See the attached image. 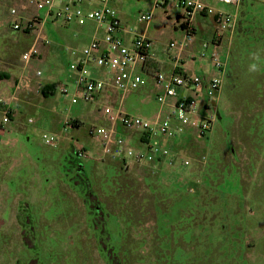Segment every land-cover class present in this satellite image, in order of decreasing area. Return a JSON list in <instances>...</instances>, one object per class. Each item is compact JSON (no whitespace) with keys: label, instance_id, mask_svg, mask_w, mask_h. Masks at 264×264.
<instances>
[{"label":"rangeland","instance_id":"374dc122","mask_svg":"<svg viewBox=\"0 0 264 264\" xmlns=\"http://www.w3.org/2000/svg\"><path fill=\"white\" fill-rule=\"evenodd\" d=\"M26 1L0 0V53L7 46L4 58L12 61L33 40L32 36L11 28L14 19L11 8H20ZM111 5L119 11L125 25L142 31L144 26L138 22V15L151 10L152 0H113ZM212 5L227 12L235 11L231 5L215 2ZM167 9L170 18H166L162 8L157 9L148 30L156 54L165 60L168 59L164 52L168 43L183 37L182 31L175 29L174 24L178 11L172 7ZM39 13L44 19V11ZM240 16L264 24V0H247L240 9ZM43 31L50 39L52 51L47 56L32 58L30 69L25 72L20 68L14 72H24L36 78L39 70L42 73L39 78H50L51 87L64 84L73 92L74 87L67 79L69 66L90 43L95 24L87 22L80 26L59 22L54 26L48 21ZM226 53L223 47L219 48L221 60L225 59ZM206 54V59L210 58L211 51L207 50ZM189 63L186 58L187 67ZM4 85L2 82L0 93L3 91L9 96L12 87ZM40 95L42 97L36 99L43 103L45 96ZM55 104L57 113L52 111ZM97 105L101 107L100 102L72 104L70 97L59 91L35 110L13 104L15 119L22 122L23 130L14 131L13 138L16 137L17 141L8 133L2 137L3 141L10 140L12 150L7 152L11 157L8 165L0 168L3 207L0 212V264H210L203 255L209 257L210 248L218 244H222L218 264H264L262 253L257 250L259 245L264 247V215L251 201V193L261 183L260 172L264 168V120L258 131L261 155H256L254 160L236 138V132L231 135L239 114L232 112L225 91H222L213 132L207 142H191L185 153L189 158L205 153L206 163L184 167L182 160H178L171 172H161L156 178L174 202L166 215L159 216V239L155 240L152 235L154 220L138 228L106 208L103 200L110 194L115 174L114 168L106 167L107 160H82L80 174L91 183V192L86 193L82 186L84 179L77 174L74 151L90 139L80 135L72 139L68 131L62 129V121L69 116L83 120L81 126L85 128L108 126ZM158 108L151 85L132 93L125 102L128 113L141 117L153 116ZM44 134L57 135V145H47ZM251 160L254 168H251ZM130 172L142 177L147 171L135 167ZM196 180H199L198 187L203 188L201 202L207 205L200 213L199 221L205 225L202 230L187 220L192 212L187 210L200 194L198 191L194 194L187 192L189 187H195ZM98 205L102 206V211L97 210ZM242 214L247 222L245 228H249L246 224H251L246 234L241 227L243 220L236 218ZM259 214L263 218L257 221ZM222 224L225 232L221 231ZM154 240L159 249L157 246L153 249ZM240 244L243 257L236 256L238 258L233 260Z\"/></svg>","mask_w":264,"mask_h":264},{"label":"built area","instance_id":"2783aa9c","mask_svg":"<svg viewBox=\"0 0 264 264\" xmlns=\"http://www.w3.org/2000/svg\"><path fill=\"white\" fill-rule=\"evenodd\" d=\"M112 1L27 0L20 8L10 10L14 17L11 28L24 34L35 33L36 41L44 45L50 44L43 33V26L48 21L80 26L87 22L95 24L90 43L69 66V82L74 91L70 92L64 84L58 86V91L70 97L72 104L100 102L101 107L97 105V109L108 121V126H82L96 147L82 145L74 151L76 158L81 161L107 160L127 171L142 167L153 175L171 172L178 160H182L184 167L204 165L207 160L205 153L192 158L185 153L191 142H207L214 130L218 102L225 87L231 42L243 0H152L151 10L138 15V22L144 26L142 31L125 25L119 11L111 5ZM212 2L231 5L235 11L215 8ZM168 7L178 11L174 24L175 29L182 31L183 37L172 39L164 50L171 60L172 70L167 72L160 68L149 71L154 41L148 30L157 9L162 8L166 18H170ZM40 11H44V19ZM199 17L214 20V38L211 42H202L199 56L205 59L209 45L214 46L210 61L219 75L207 80L189 73L185 67L186 58L193 57ZM225 37L228 38L227 56L221 60L217 48ZM39 55L40 49L34 43L22 55V60L29 62ZM36 75L40 77L41 71ZM149 85L154 88L159 106L156 113L151 117L128 113L125 109L128 96ZM9 122L11 110L4 100H0V123ZM70 127L72 121L66 120L64 130ZM58 138L55 134L43 135L45 143L52 147L57 145ZM186 144L188 147L184 150ZM196 183L199 184V180ZM188 192L192 193L193 189L189 188Z\"/></svg>","mask_w":264,"mask_h":264},{"label":"trees","instance_id":"16d2710c","mask_svg":"<svg viewBox=\"0 0 264 264\" xmlns=\"http://www.w3.org/2000/svg\"><path fill=\"white\" fill-rule=\"evenodd\" d=\"M246 4L247 0H243L239 7V18L231 42L229 63L223 91H225L232 112L234 114H239L237 123L231 131V135L233 136L234 132H236V138H238L243 147L249 150L247 153L254 159L256 155H261V146L260 142H258V131L264 120V24L261 21L255 22L248 19L246 16H240V9ZM253 65H255V69H253ZM148 67L149 71L160 68ZM54 93V86H45L42 89V94L45 97H49ZM78 123V121L72 122L74 127H79ZM241 148H239V150ZM234 150L236 151L235 148ZM196 155L198 156L199 154ZM75 160L77 174L80 178L82 177V180L84 179L82 186L86 193L91 192V183L88 180L86 181V178H83L84 176L80 174L83 168L82 161L78 158H75ZM251 162V168H254L253 160H251ZM106 167H112L115 170L110 194L103 200L106 208L110 212L124 217L126 221L138 228L154 220L155 231L152 235H154L153 237H155V240H158V218L159 216L166 215L174 202L171 199V195L166 191L167 189L165 186L158 183L156 179L158 175L146 172V175L137 177L134 172L123 170L119 165L111 162L106 164ZM260 174L261 183L253 193H251V201L255 203L260 213L264 215V168ZM140 178L141 180H139ZM193 188L192 194L196 193V191L200 192V194L197 200L193 201L194 203L191 209L189 208L190 210H187L189 213L192 211L187 220H190V225H194L202 230L205 225L199 221L200 213L203 212L202 209L207 207V205L205 206L204 203L201 202V199L204 197L202 193L203 188H199L196 181L195 187ZM188 194L191 193L188 192ZM168 198L171 200L168 201ZM97 210L102 211V206L98 205ZM261 214H259L257 221L259 218H263ZM236 218H238V220H243L241 227L243 233L246 234L251 228V224H246L249 228H245V223L247 222L243 214ZM225 229V225L222 224L221 231L225 232ZM219 233L221 234L220 231ZM194 237L195 236H192L191 238ZM155 240L153 242V249L154 246L158 248V245L155 244ZM218 243L221 242L219 241ZM221 246L222 244L212 246V248H210V256L207 257L203 255L204 260L209 259L210 264H218V257L222 256ZM257 248L258 252H261L264 257V247L259 245ZM241 249H243V247L240 244L238 250H236L240 255L235 252L236 254H234L233 260L238 258L236 256L240 258L243 257ZM221 261L222 263L225 262L224 260Z\"/></svg>","mask_w":264,"mask_h":264},{"label":"crops","instance_id":"0c3cea01","mask_svg":"<svg viewBox=\"0 0 264 264\" xmlns=\"http://www.w3.org/2000/svg\"><path fill=\"white\" fill-rule=\"evenodd\" d=\"M198 21H199V28H198V35H197L198 39L192 48L193 57L189 58L190 63L188 65V67L186 66V63H185V67L189 73L197 74V75L201 76L202 78H204L205 80H207V79H210V78H213V77H216L219 75L217 70L213 67V65L210 61V58L202 59L199 56L200 52L202 51V46H201L202 42H205V41L211 42L214 38V20L211 17H205V18L199 17ZM53 25L55 26L56 24H53ZM43 33H44V31H43ZM27 34L29 36H32L33 40L26 49L21 51V54H19V56L16 57L17 59L15 61L8 60V59L4 58L6 55L5 52L8 49L7 46H5V48L0 53V85L3 82L5 85L9 84L12 87V92L9 96H8V94H4L3 91L0 93V100H4V102H6V104H7V107H9V109L12 112L11 122H9L8 124H1L0 123V168L1 169L5 165H8L11 157L7 155V152H8V150H10V151L12 150V144L10 143V140L3 141L2 137L5 135V133H8V135L12 136V138H13L14 131L20 132L23 130L22 122L20 120L15 119L16 112L12 108L13 104L23 105L24 107L30 108L33 110H35L38 106L42 107V104L44 105V103L46 102V99L49 97H44L43 103H41L38 100V98L36 99V97L37 96L42 97L40 95V94H42V89L45 86L50 87V85L53 83V82H48L50 80V78L46 79V80H42L37 75L35 78V76H32L30 74H24V72L26 70L30 69L29 65H30L31 60L29 62L22 60V55L25 52H27L34 43H37V45L40 49V55L37 56L40 58L42 57V55L47 56L50 53V51H52V49H53V46L52 45L50 46V44L44 45V44H42L41 41H36V34L35 33H27ZM46 36L48 37V35H46ZM48 39H49V37H48ZM225 41H227L226 46H225ZM227 46H228V38L225 37L221 41V44L218 46L217 50H219V48H222V47L224 48V50H226ZM207 50H210L212 53V51L214 50V46L209 45ZM226 52H227V50H226ZM152 54H153V59L149 62L148 66L153 67V68L160 67L162 70H165L167 72H170L172 70V63H171L170 58H168L167 60L160 59L158 57V55L156 54L154 48L152 50ZM225 55L227 56V53ZM19 68L22 69V71H24V72H20L19 74H16L14 71L16 69H19ZM37 71H39V70H37ZM69 76H70V74H69ZM67 79L69 82L70 81L69 77ZM60 85H63V84H59V85L53 84L55 92L58 91V86H60ZM35 93L39 94V95L36 96ZM50 96H52V95H50ZM28 97L33 98V99L27 100ZM150 97L151 96H149V98ZM52 111L54 113L58 112V108H57L56 104L52 107ZM17 116H19V113ZM66 120H71L72 122L73 121L79 122L78 123L79 129H76L72 124V127H70L67 130L68 134L71 136L72 139H74L75 137L80 135L81 137H84L86 140L87 139L89 140V138L85 136L86 135L85 131L81 129L82 128L81 123H83V125H84L83 120H81L79 118H71L69 116H66L62 121V129L63 130H64V122ZM80 130H82V131H80ZM72 132H76V133L72 134ZM12 140L17 141L18 139L16 137H14ZM76 140H78V139H76ZM181 145L183 146L184 143ZM86 146L88 148H93V149H95V147H96L92 140L86 141ZM187 147H188V145L186 144L184 147L185 148L184 150H186ZM188 149H190V148H188ZM1 202H2V198L0 195V212H1V210H3V207L1 206Z\"/></svg>","mask_w":264,"mask_h":264},{"label":"clouds","instance_id":"9594fccd","mask_svg":"<svg viewBox=\"0 0 264 264\" xmlns=\"http://www.w3.org/2000/svg\"><path fill=\"white\" fill-rule=\"evenodd\" d=\"M252 67H253V69H255V65H253Z\"/></svg>","mask_w":264,"mask_h":264}]
</instances>
